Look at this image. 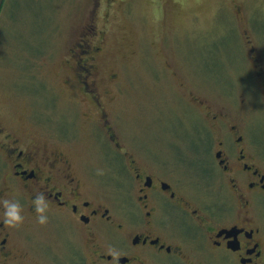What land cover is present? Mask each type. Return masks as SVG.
<instances>
[{"label": "rangeland", "instance_id": "1", "mask_svg": "<svg viewBox=\"0 0 264 264\" xmlns=\"http://www.w3.org/2000/svg\"><path fill=\"white\" fill-rule=\"evenodd\" d=\"M98 33L100 100L126 150L173 162L184 151L182 132L201 117L191 96L222 105L259 95L264 0H0V121L33 141L60 144L66 130L101 196H116L115 147L93 124L72 70L78 43L92 46ZM259 109L247 117L260 118ZM17 228L20 246L33 249L27 264H75L72 247L84 245L77 227L57 219Z\"/></svg>", "mask_w": 264, "mask_h": 264}, {"label": "flooded vegetation", "instance_id": "2", "mask_svg": "<svg viewBox=\"0 0 264 264\" xmlns=\"http://www.w3.org/2000/svg\"><path fill=\"white\" fill-rule=\"evenodd\" d=\"M85 41L78 43L72 70L92 105L93 124L115 147V198L92 188L66 130L60 144L56 138L33 141L0 121V200H19L24 220L32 221L37 220L33 198L43 192L48 221L68 223L82 235L84 245L73 246L70 254L75 264H264L262 65L255 64L258 100L231 98L218 106L191 96L201 117L182 132L184 151L172 162L126 150L116 141L98 87L105 39L92 46ZM257 105L263 116L247 117ZM19 237L18 228L0 218V264L28 263L33 249L20 246Z\"/></svg>", "mask_w": 264, "mask_h": 264}, {"label": "clouds", "instance_id": "3", "mask_svg": "<svg viewBox=\"0 0 264 264\" xmlns=\"http://www.w3.org/2000/svg\"><path fill=\"white\" fill-rule=\"evenodd\" d=\"M2 210H0V218L5 225L9 227H17L24 221L23 205L15 198H3L0 200ZM35 212L37 213L36 219L40 224H46L48 215L46 214L49 208V200L43 192L37 193L33 198ZM114 257L119 256V252L111 250Z\"/></svg>", "mask_w": 264, "mask_h": 264}]
</instances>
